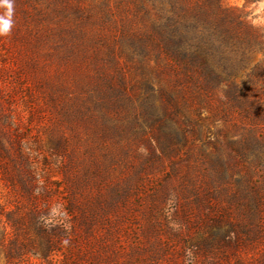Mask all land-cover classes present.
<instances>
[{
    "label": "rangeland",
    "instance_id": "374dc122",
    "mask_svg": "<svg viewBox=\"0 0 264 264\" xmlns=\"http://www.w3.org/2000/svg\"><path fill=\"white\" fill-rule=\"evenodd\" d=\"M98 2L0 0V264H264V146L165 60L147 71L175 108L101 107L57 47L60 30H102ZM227 3L264 24V0ZM30 208L64 242L47 256L30 231L35 247L9 262L13 220L24 229Z\"/></svg>",
    "mask_w": 264,
    "mask_h": 264
},
{
    "label": "trees",
    "instance_id": "16d2710c",
    "mask_svg": "<svg viewBox=\"0 0 264 264\" xmlns=\"http://www.w3.org/2000/svg\"><path fill=\"white\" fill-rule=\"evenodd\" d=\"M97 1L99 18L94 20L102 30L92 33L86 24L66 34L60 30L57 47L65 48V58L70 57L76 64L74 70L82 74L79 78L96 85L92 95L99 96L101 107L106 104L118 109L127 103L130 109L145 113L175 108L174 99L151 75L155 71H147L151 60L155 66L165 60L174 68L180 88L211 109L216 103L225 119L239 120L234 121L235 126L264 146V24L255 21L247 4L230 5L227 0ZM250 1L257 0L247 3ZM79 11L85 14L82 8ZM196 109L202 111L199 106ZM48 191L44 198L49 197ZM38 199L35 196L32 205ZM257 201L259 207L264 205V199ZM26 214L29 222L24 229V219L13 220L12 236L21 234L25 240L12 238L6 247L9 262L21 257L26 247H35L30 231L43 238L41 253L47 256L59 251L64 242L61 225L40 222L36 209L30 208ZM2 241L5 243L4 238Z\"/></svg>",
    "mask_w": 264,
    "mask_h": 264
}]
</instances>
